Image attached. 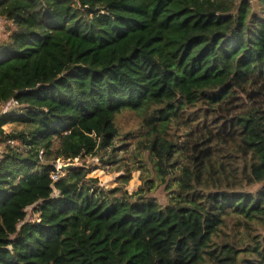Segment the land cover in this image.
I'll list each match as a JSON object with an SVG mask.
<instances>
[{
    "label": "trees",
    "instance_id": "1",
    "mask_svg": "<svg viewBox=\"0 0 264 264\" xmlns=\"http://www.w3.org/2000/svg\"><path fill=\"white\" fill-rule=\"evenodd\" d=\"M0 20L20 144L0 264H264V0H0Z\"/></svg>",
    "mask_w": 264,
    "mask_h": 264
},
{
    "label": "rangeland",
    "instance_id": "2",
    "mask_svg": "<svg viewBox=\"0 0 264 264\" xmlns=\"http://www.w3.org/2000/svg\"><path fill=\"white\" fill-rule=\"evenodd\" d=\"M4 30V21L0 20V33ZM3 108H9L8 105L2 106ZM135 118L128 114V113H124L122 115L119 116L118 118V123L121 124L120 126H122L123 128H129L131 127V125L134 124L135 122ZM14 125L12 124H8L4 126L5 132L8 133L13 129ZM3 148L4 145L3 143L0 142V156L3 152ZM20 149V148H19ZM75 162H79V161H75ZM81 163V162H80ZM91 165L94 164H98V161L93 160L91 163ZM120 173H116V172H107L106 170L103 169H95L93 171H91L90 173H88V176L91 177H96L100 183V185L104 186V187H113L116 185L117 183V177ZM140 180L138 178V172L135 171L132 174V178L130 179V181L126 184L125 188L129 191H135L137 189V187L140 184ZM159 190H157L156 194L157 197L161 200H163L165 198L164 194L159 193Z\"/></svg>",
    "mask_w": 264,
    "mask_h": 264
},
{
    "label": "built area",
    "instance_id": "3",
    "mask_svg": "<svg viewBox=\"0 0 264 264\" xmlns=\"http://www.w3.org/2000/svg\"><path fill=\"white\" fill-rule=\"evenodd\" d=\"M15 104L16 103L14 101H12L10 104H8V106H9V108H11L12 106H15ZM3 145H9L10 147L16 148V149H19L20 148L19 141L16 140V139H7V141ZM41 154H42V151L40 152V155ZM58 162L55 164V167H56L57 170H59L58 169ZM57 177H58V175L56 173L52 175V178L53 179H57Z\"/></svg>",
    "mask_w": 264,
    "mask_h": 264
},
{
    "label": "water",
    "instance_id": "4",
    "mask_svg": "<svg viewBox=\"0 0 264 264\" xmlns=\"http://www.w3.org/2000/svg\"><path fill=\"white\" fill-rule=\"evenodd\" d=\"M82 163L80 162H69V161H59L58 162V169L62 171H68L74 168L82 167Z\"/></svg>",
    "mask_w": 264,
    "mask_h": 264
}]
</instances>
